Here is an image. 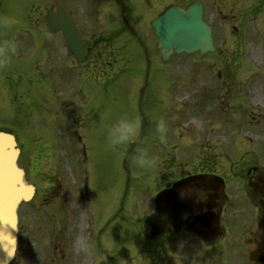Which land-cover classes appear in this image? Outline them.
<instances>
[{
	"label": "rangeland",
	"instance_id": "374dc122",
	"mask_svg": "<svg viewBox=\"0 0 264 264\" xmlns=\"http://www.w3.org/2000/svg\"><path fill=\"white\" fill-rule=\"evenodd\" d=\"M52 1L0 0V130L13 132L22 141L24 156L36 153L35 138L41 136L37 131H49L54 126L44 121V101L46 107L55 105L51 94H54L52 89L56 82L54 74L46 67V61L56 52L62 56L63 51L58 36L53 37L47 31L44 12ZM234 2V5L230 0L222 4L226 15L223 24L213 21L217 34L221 36L217 40V54L173 56L163 63L155 52L156 43L148 22L132 27L136 29L138 40L122 37L111 44L119 62L111 81L103 75L102 69H96L99 54L103 57L109 53L104 43H92L93 50L85 62L69 61L72 63L69 72L74 74L69 80L83 89L85 97H76L70 102V113L74 114L56 108L52 116L53 121L64 122L66 119L65 124L54 127L55 130L68 129L70 134L69 149L65 147L58 155L66 168L71 169L73 160L79 159L84 147L87 160L85 163L79 160L76 175L78 177V170L85 169L98 197L83 207L69 200L67 228L62 229V233L60 216L48 219L50 224L58 225L52 232L45 228L43 217H36L35 228L20 234L21 243L11 264H115L118 254L125 257L121 264H127V259L133 257L141 262L155 250V245L148 244V252L137 251L144 244L137 231L141 213L131 215L130 228L121 221L115 223L112 228L115 240H108L106 244L101 242L98 250L95 235L100 215L110 207L117 210L126 191V210L133 206V210L143 211L142 206L149 201L146 196H151L157 180L161 146L188 137V130L196 124L198 117L220 118L218 126L213 124V128L220 130L223 116L237 125L244 108L250 113L264 110V0ZM107 35L109 39L113 38L111 31ZM31 37L35 45L32 50L27 47V40ZM32 61L37 64L35 68L30 65ZM217 69L222 73H216ZM93 73L96 77L102 76L101 79L94 80ZM226 77H229L227 81ZM105 82L107 86L103 85ZM29 83L41 92V99L29 100ZM223 83L227 84L225 89L220 86ZM208 84L219 89L213 97L216 108L200 113L193 107L207 110L209 104L194 102L188 92L191 88ZM171 86L176 89V99L172 100L171 96L163 99L165 89ZM224 95L229 108L223 106ZM186 96L187 99L181 98ZM230 107L235 111L231 112ZM186 121L187 127H178ZM231 128L234 127L227 124V129ZM74 131H78L81 144L73 138ZM42 140L46 145L54 144L58 139L57 136L50 138L48 134ZM225 140L228 147L240 142L249 146L255 144L258 148L264 146V135L256 136L250 131L241 139L229 133ZM44 161L43 166L54 163V157ZM45 170L51 172L49 167ZM66 174L70 184V179L76 178L75 170L73 176H69L68 171ZM60 234H63L62 238ZM64 244L68 255L61 250ZM54 246L57 249L54 250Z\"/></svg>",
	"mask_w": 264,
	"mask_h": 264
},
{
	"label": "flooded vegetation",
	"instance_id": "af4514ba",
	"mask_svg": "<svg viewBox=\"0 0 264 264\" xmlns=\"http://www.w3.org/2000/svg\"><path fill=\"white\" fill-rule=\"evenodd\" d=\"M62 1L82 33L87 50L83 62L93 50L92 43H104V48L109 49V53L103 57L99 54L97 57L96 69H102L103 75L111 80L116 74V66L119 65L117 53L111 50V44L118 39L122 40V37L139 39L136 29L132 27H140L148 22L150 25L171 6L186 8L191 3H200L203 18L211 26L216 41L218 34L213 21L223 24L226 15L222 4L229 0ZM110 31L112 39L107 35ZM27 42V47L31 49L34 46V38H29ZM61 49L64 50L62 56L57 55V52L48 56L46 61L56 79L52 90H59L56 101H59V97L63 102L76 97L84 98L83 89L76 87L69 80L74 75L72 71L69 72L70 65L78 62L65 46ZM218 52L216 47L215 54ZM30 65L34 68L37 66L35 61ZM216 73L220 74L222 70L217 69ZM227 79L229 77H226V81ZM29 84L28 96L33 102L37 99V91L31 83ZM103 85L107 86L108 83ZM226 85L223 83L220 86L225 89ZM172 87L165 89L166 95L163 99L168 96H171L172 100L176 99V89ZM218 91V87L209 84L206 87L191 88V100L205 102L210 107L207 110L196 107L193 109L201 113L216 108L213 97ZM226 100L227 96L224 95L222 101ZM255 100L257 102L258 97ZM223 106L229 108L226 102ZM63 107L67 112L64 104ZM230 110L234 112L235 108L230 107ZM222 118L223 125L220 130H216L213 124L218 126L220 118L215 120L209 115L199 117L195 120L196 124L188 130V137H182L183 139L180 138L173 144L169 141L161 146L157 180L150 192L151 196L147 195V191L145 194L147 199L151 198L148 206H142L143 211H135L133 206L127 210L125 206L119 207L118 210H111L110 207L109 211L100 215L95 236L98 250L101 248V242L106 244L108 240H115L116 234L112 233L115 223L121 221L125 223L126 228H130L131 215L141 213L137 231L144 244L137 251L148 252V244L155 245V250L146 253L147 259L141 262L133 257L126 258L127 264H264V146L258 148V145L245 146L244 143H238L228 147L225 140L229 133L240 139L249 131L256 136H263L264 110L250 113L248 109H244L237 125L228 121L225 116ZM47 122L57 126L59 123L65 124L66 119L64 122L53 121L51 115H48ZM227 124L234 128L228 130ZM186 125L187 122L178 124V127ZM54 126L49 131H39L41 136L37 137L36 153L33 156H24L23 144L17 142L20 148L19 166L24 171L26 182L34 187L32 199L22 204L18 210L19 240L21 233L26 234L35 228L36 217H43L45 228L52 232L53 227L56 229L58 225L50 224L48 219L60 216L58 220L62 233L66 228V208L69 200L83 207L85 203L89 204L98 197L96 187L92 185L85 169L78 170L74 184L68 183L66 166L58 154L65 147L68 149L70 134L67 129L55 130ZM48 134L50 138L57 136L58 140L54 144L44 145L42 138ZM77 138L80 142L81 139ZM241 144L244 145L240 146ZM51 156L54 157V163L48 162V165L43 166L44 159ZM81 158L85 163L87 158L84 148L81 150ZM48 167L51 169L50 173L44 171ZM157 195L159 198L155 201ZM106 232L109 233L105 236ZM20 243L19 241L18 248ZM63 246L62 251L66 245ZM149 255H152V258ZM124 259L125 257L118 254L115 264H121Z\"/></svg>",
	"mask_w": 264,
	"mask_h": 264
},
{
	"label": "water",
	"instance_id": "95a60500",
	"mask_svg": "<svg viewBox=\"0 0 264 264\" xmlns=\"http://www.w3.org/2000/svg\"><path fill=\"white\" fill-rule=\"evenodd\" d=\"M55 13L48 12L51 32H61L70 51L78 61H83L86 50L81 34L63 6L55 1ZM157 37V50L162 61L176 54L201 55L213 52L211 28L203 21L200 4L186 9L171 7L153 23ZM19 150L14 137L0 133V264H9L14 256L17 239V208L32 196V189L23 180V172L17 167Z\"/></svg>",
	"mask_w": 264,
	"mask_h": 264
},
{
	"label": "bare ground",
	"instance_id": "6f19581e",
	"mask_svg": "<svg viewBox=\"0 0 264 264\" xmlns=\"http://www.w3.org/2000/svg\"><path fill=\"white\" fill-rule=\"evenodd\" d=\"M256 93V92H255Z\"/></svg>",
	"mask_w": 264,
	"mask_h": 264
}]
</instances>
